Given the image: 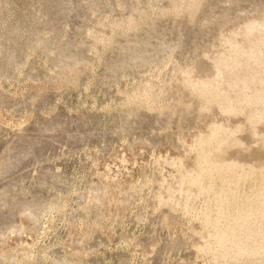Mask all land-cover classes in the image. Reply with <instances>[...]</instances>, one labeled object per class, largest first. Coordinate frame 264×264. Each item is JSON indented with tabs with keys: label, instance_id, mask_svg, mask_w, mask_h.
I'll return each instance as SVG.
<instances>
[{
	"label": "rangeland",
	"instance_id": "1",
	"mask_svg": "<svg viewBox=\"0 0 264 264\" xmlns=\"http://www.w3.org/2000/svg\"><path fill=\"white\" fill-rule=\"evenodd\" d=\"M170 1L0 0V264H235L214 262L213 231L181 211L201 207L199 194L165 191L177 176L166 162L191 169L189 146L220 120L178 92L175 70L211 56L264 0H203L201 15L159 16ZM131 14L147 21L123 32ZM149 87L178 106L126 104ZM232 122L247 134L252 121Z\"/></svg>",
	"mask_w": 264,
	"mask_h": 264
},
{
	"label": "bare ground",
	"instance_id": "2",
	"mask_svg": "<svg viewBox=\"0 0 264 264\" xmlns=\"http://www.w3.org/2000/svg\"><path fill=\"white\" fill-rule=\"evenodd\" d=\"M202 1L172 0L168 7L159 9L158 15H172L177 18H191L197 12H200L199 15H201L202 9L205 12V9L201 6ZM218 3L220 4V2ZM259 15L244 22L235 35H228L229 37L219 39L217 48L213 50L211 56L204 55L200 60L189 63L184 67L180 66L181 68L178 66L179 68L176 67L178 69L175 70L181 83L178 92L187 93L191 96V100L193 99L192 96L198 99L199 111L202 113L216 109L220 120L216 121L213 117L207 125L206 131L198 134L189 146L190 153H194L191 169L189 166L188 168L185 167L181 159H171V161L166 162L172 168L175 167L177 176L175 175V178L166 182V185H164L166 186L165 191L169 194L177 192H185L187 195L196 192V196L199 194L198 198L202 200L201 207L197 208L188 204V202L186 204L184 202V205H181V211L187 213L186 215L190 218L198 220L204 229L213 231V250L211 248L205 249L207 252L209 251L211 258L213 255L216 263L226 261L236 264L238 261H246L264 264V10ZM135 17L132 14L131 17L129 15L126 23H124L123 32L139 31L147 21L145 19V21L142 19L140 21V18L135 19ZM208 26L205 25L204 27ZM111 39H100V44L106 45L112 42ZM97 41L99 42V39ZM139 42L136 40L134 45ZM61 57L62 59L69 58L64 56V53ZM62 59H58V63L60 60L62 63ZM71 79H74V77ZM169 82L171 83V81ZM153 89V87H149L141 93L135 92V94L128 95L126 104L128 106L136 105L137 107L156 108L157 106L160 111L174 108L178 104L177 100L169 97L165 100L164 95L153 93ZM158 93L160 92L158 91ZM187 100L184 101L187 102ZM185 105L188 106L189 103ZM245 108L247 111L243 112ZM239 117L252 121L247 134L245 133L246 125L243 127L241 123L234 124L232 122V119H238ZM244 133L246 136H244ZM176 205H179V203H176ZM24 213H27V218L36 220V216L29 211L28 206L25 207ZM34 225L36 224L34 223ZM2 259L0 260L2 261Z\"/></svg>",
	"mask_w": 264,
	"mask_h": 264
}]
</instances>
